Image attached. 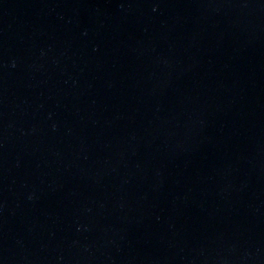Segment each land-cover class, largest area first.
Listing matches in <instances>:
<instances>
[{
    "label": "water",
    "instance_id": "95a60500",
    "mask_svg": "<svg viewBox=\"0 0 264 264\" xmlns=\"http://www.w3.org/2000/svg\"><path fill=\"white\" fill-rule=\"evenodd\" d=\"M0 264H264V0H0Z\"/></svg>",
    "mask_w": 264,
    "mask_h": 264
}]
</instances>
